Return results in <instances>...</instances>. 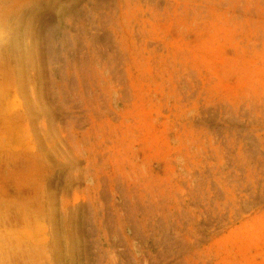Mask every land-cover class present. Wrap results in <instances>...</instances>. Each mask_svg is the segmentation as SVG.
<instances>
[{
	"label": "rangeland",
	"instance_id": "374dc122",
	"mask_svg": "<svg viewBox=\"0 0 264 264\" xmlns=\"http://www.w3.org/2000/svg\"><path fill=\"white\" fill-rule=\"evenodd\" d=\"M0 264H264V0H0Z\"/></svg>",
	"mask_w": 264,
	"mask_h": 264
}]
</instances>
